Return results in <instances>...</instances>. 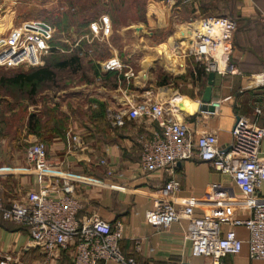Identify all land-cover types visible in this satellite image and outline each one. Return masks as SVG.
I'll use <instances>...</instances> for the list:
<instances>
[{
    "label": "crops",
    "instance_id": "1",
    "mask_svg": "<svg viewBox=\"0 0 264 264\" xmlns=\"http://www.w3.org/2000/svg\"><path fill=\"white\" fill-rule=\"evenodd\" d=\"M263 13L264 0H147L144 17L124 25L121 31L115 30L111 39L105 41L108 54L104 58L118 57L123 68L101 77L102 111L88 113L96 121L84 127L83 132H72L81 138L83 145L69 150L66 136L47 140V156L54 167L43 173L27 163L25 154L8 159V150L0 149V198L6 204L23 202L29 192L40 186H46L49 194L56 197L61 185L67 182L81 205L78 220L97 215L111 225L121 224V251L133 257L137 264L184 261L209 264L207 258L192 257V244L184 237L186 220L174 222L168 228L146 221L155 189L174 177L179 184L173 196L176 209L182 208L188 199L196 198V217L217 218L220 213L223 216L230 213L233 219H245L252 206L264 205V182L249 201L228 175L197 159L178 164L172 176L165 171L144 174L138 169L137 139L152 136L158 126L147 116L131 119L127 115L137 106L159 103L164 105L166 119L184 125L192 140L210 134L216 136L220 148H226L232 140L236 116L253 122L254 107L264 105V87L255 81L264 71ZM106 14L112 22L115 20L111 12ZM217 15L237 22L230 62L240 74L215 75L212 102L218 105L209 113L199 110L208 75L198 62L187 56V49L198 22ZM0 26L1 31L4 26L1 23ZM126 35L132 38L134 48L125 40ZM145 38L158 46L155 52L149 50V61L140 58L138 49ZM157 65L162 66V73ZM115 113L124 115L123 127L114 125ZM256 122L262 125L264 121L259 118ZM260 151L264 158V140ZM101 160L106 163L101 164ZM112 185L123 189L115 190ZM219 202H233V205L220 210ZM230 232L243 242V248L236 256L224 257L223 264H264V260L249 259L245 228L227 221L219 225V237ZM72 253V249L46 252L34 247L26 229L3 221L0 216V254L11 256L13 264H73Z\"/></svg>",
    "mask_w": 264,
    "mask_h": 264
},
{
    "label": "built area",
    "instance_id": "2",
    "mask_svg": "<svg viewBox=\"0 0 264 264\" xmlns=\"http://www.w3.org/2000/svg\"><path fill=\"white\" fill-rule=\"evenodd\" d=\"M235 30L236 21L227 16L202 18L193 33L187 56L198 62L207 75L210 72L221 76L239 75L240 72L230 62ZM112 32L111 18L108 14H100L89 21L69 50H74L82 42L88 45L104 42ZM55 35L56 28L41 20L4 26L0 31V68L27 70L43 66L46 57L65 52L59 44L65 41L55 39ZM122 68L118 57L107 58L100 64L101 74L119 72ZM255 79L258 86L264 87V71ZM253 113V122L243 116H236L231 129V143L226 148H220L214 135L201 134L192 140L184 125L166 119L164 105L155 103L137 106L128 113L129 118L147 116L158 126V131L153 132L152 136H140L137 139L140 146L138 169L144 174L165 171L172 176L178 164L197 159L208 163L213 170L228 175L250 201L256 195L260 183L264 182V158L260 155L264 122L262 125L256 122L259 118L264 121V105H256ZM113 122L116 127H123L124 115L113 114ZM66 139L69 150H76L83 145L81 138L71 132L67 133ZM25 156L27 163L38 173L54 167L42 142L31 143ZM100 163L105 164L106 161L101 160ZM178 185L177 180L171 177L155 189L152 209L145 215L150 225L168 228L174 222L186 220L184 237L192 244V257L207 258L209 264H223L221 261L224 257L236 256L243 248V242L231 232L225 237L218 236L219 225L227 221L232 226L247 230L249 259L264 260V205L252 206L250 215L245 219H233L229 211L224 216L218 214L217 218L206 215L196 217V198L188 199L180 209L175 208L173 196ZM111 187L123 189L118 185ZM232 205L233 202H219L217 208L229 209ZM80 210L81 205L67 182L61 185L56 197L49 194L46 186H40L36 191L29 192L23 202L6 204L0 198L1 219L26 229L34 247L46 252L72 249L73 264H137L133 257L121 251V224L111 225L97 215L79 221L77 216ZM0 264H13V258L0 254ZM174 264L191 263L184 261Z\"/></svg>",
    "mask_w": 264,
    "mask_h": 264
},
{
    "label": "rangeland",
    "instance_id": "3",
    "mask_svg": "<svg viewBox=\"0 0 264 264\" xmlns=\"http://www.w3.org/2000/svg\"><path fill=\"white\" fill-rule=\"evenodd\" d=\"M146 2L147 0H0V23L11 27L23 21H46L56 28L55 39L65 41L59 44L70 49L74 40L86 28V23L98 15L111 12L115 19L112 22L114 33L115 30L121 31L131 21L144 17ZM125 40L134 48L130 36L126 35ZM152 41L149 38L143 39L138 47L141 50L140 58L146 57L149 61V50L155 52L158 47ZM80 46L82 50L78 53L80 61L77 69L56 68L53 66L55 62L51 60L48 64L54 72L53 80L40 84L35 93H32L30 85L0 86V149L8 150V159L21 157L31 143L45 144L53 136L65 137L67 132H83L84 127L96 121L90 119L88 114L102 111L99 82L102 78L97 77L95 66H100L104 61L108 45L104 41L90 45L82 42ZM164 47L166 46H162L160 50ZM62 49L64 53L71 52L67 48ZM156 67L162 73V66ZM15 72L11 68H0V78L10 77ZM31 115L35 120L30 119ZM30 128L37 129L38 133H31ZM52 131H57L59 135Z\"/></svg>",
    "mask_w": 264,
    "mask_h": 264
},
{
    "label": "trees",
    "instance_id": "4",
    "mask_svg": "<svg viewBox=\"0 0 264 264\" xmlns=\"http://www.w3.org/2000/svg\"><path fill=\"white\" fill-rule=\"evenodd\" d=\"M218 16H225V15H218ZM228 17V16H227ZM230 18V17H229ZM232 19V18H231ZM234 20V19H233ZM89 23V22H88ZM84 26V28L88 25ZM236 30H237V22H236ZM235 30V32H236ZM235 34V33H234ZM85 43V42H83ZM62 47L67 48L66 50H69L68 47H66L64 44H60ZM85 45V44H83ZM82 50V47L79 45L77 48L72 50L71 52H66L63 54L57 53L52 54L45 58L44 65L37 68H30V69H13L16 72L6 78H0V86L1 85H16V86H23V85H30L32 88V93H35L39 87L40 84H43L47 81H52L54 77V72L51 70V66L48 64L51 60H53L55 63L53 66L56 68H74L77 69L79 65V57L78 53ZM91 55V54H90ZM95 72L97 77H102L103 74L100 72V66H95ZM108 74V73H107ZM30 119L35 120L34 116L31 115ZM31 133H38L37 129L30 128L29 130ZM56 135L58 134L57 131H52ZM59 135V134H58Z\"/></svg>",
    "mask_w": 264,
    "mask_h": 264
},
{
    "label": "water",
    "instance_id": "5",
    "mask_svg": "<svg viewBox=\"0 0 264 264\" xmlns=\"http://www.w3.org/2000/svg\"><path fill=\"white\" fill-rule=\"evenodd\" d=\"M215 74L210 72L207 76V85L200 98L199 110L202 112H214L215 104L212 102V86Z\"/></svg>",
    "mask_w": 264,
    "mask_h": 264
},
{
    "label": "bare ground",
    "instance_id": "6",
    "mask_svg": "<svg viewBox=\"0 0 264 264\" xmlns=\"http://www.w3.org/2000/svg\"><path fill=\"white\" fill-rule=\"evenodd\" d=\"M196 29V28H195ZM194 33V32H193Z\"/></svg>",
    "mask_w": 264,
    "mask_h": 264
}]
</instances>
